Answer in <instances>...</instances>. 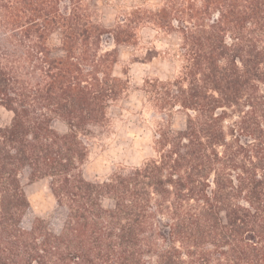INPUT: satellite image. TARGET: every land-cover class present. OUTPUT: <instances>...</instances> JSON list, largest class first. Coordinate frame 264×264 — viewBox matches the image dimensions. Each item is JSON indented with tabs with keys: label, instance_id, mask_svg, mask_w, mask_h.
Wrapping results in <instances>:
<instances>
[{
	"label": "trees",
	"instance_id": "trees-1",
	"mask_svg": "<svg viewBox=\"0 0 264 264\" xmlns=\"http://www.w3.org/2000/svg\"><path fill=\"white\" fill-rule=\"evenodd\" d=\"M102 1L0 0V264H264V0H144L112 25ZM145 25L176 40L175 76L143 80L151 154L89 180L128 87L119 49ZM40 178L57 229L30 217Z\"/></svg>",
	"mask_w": 264,
	"mask_h": 264
},
{
	"label": "rangeland",
	"instance_id": "rangeland-1",
	"mask_svg": "<svg viewBox=\"0 0 264 264\" xmlns=\"http://www.w3.org/2000/svg\"><path fill=\"white\" fill-rule=\"evenodd\" d=\"M144 0H103L98 4L100 19L112 25L116 16ZM150 3L157 0H148ZM137 43L119 49L114 73L128 81L121 98L111 103L107 121L91 136L90 155L83 169L89 179H103L119 167L140 164L151 154V140L161 118L145 101L143 80L170 79L177 63L170 57L175 38L145 25L137 31ZM11 113L0 106V127L10 122ZM183 115L174 113L172 123L181 126ZM57 128L64 129L62 123ZM24 191L30 204V217L46 219L53 229L61 224V214L45 178L26 181Z\"/></svg>",
	"mask_w": 264,
	"mask_h": 264
}]
</instances>
